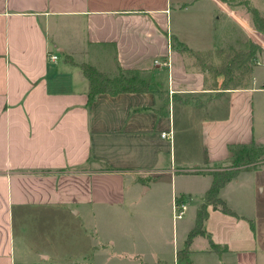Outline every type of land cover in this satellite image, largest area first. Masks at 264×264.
<instances>
[{
    "label": "crops",
    "instance_id": "0c3cea01",
    "mask_svg": "<svg viewBox=\"0 0 264 264\" xmlns=\"http://www.w3.org/2000/svg\"><path fill=\"white\" fill-rule=\"evenodd\" d=\"M242 3L264 13V0H0V264H261L264 162L221 189L233 213L210 205L186 246L210 171L231 145L264 146V33ZM253 43L236 88L196 55L220 67ZM83 63L151 89L90 103Z\"/></svg>",
    "mask_w": 264,
    "mask_h": 264
},
{
    "label": "trees",
    "instance_id": "16d2710c",
    "mask_svg": "<svg viewBox=\"0 0 264 264\" xmlns=\"http://www.w3.org/2000/svg\"><path fill=\"white\" fill-rule=\"evenodd\" d=\"M244 4L248 5V10L252 14L256 29L264 33V16L248 3ZM259 50L260 47L253 43L252 49L247 52L246 57L242 55L235 56L231 61H228L220 67H214L212 65L206 66L204 64H202V67L207 68L216 75L223 74L225 76L223 81L225 88H231L230 86L236 88L242 84V76L251 70L252 67L250 64ZM81 67L90 81V103H92L100 93L118 94L121 92H142L151 89L150 79L141 78L136 72H130L129 74L120 72L119 75L110 77L90 64L83 63ZM230 151V163L210 171L213 175V182L205 194V202L198 209L195 226L190 231L187 238V248L195 236L207 234L205 222L209 215L208 207L210 205L225 213H233L226 201L221 198V189L235 179L240 172L256 168L264 162V146L259 147L253 143L235 144L230 146ZM186 172H196V169L187 170ZM212 248L214 250H219V246L214 243L212 244ZM187 252V249L179 251V257L183 259L184 254Z\"/></svg>",
    "mask_w": 264,
    "mask_h": 264
},
{
    "label": "rangeland",
    "instance_id": "374dc122",
    "mask_svg": "<svg viewBox=\"0 0 264 264\" xmlns=\"http://www.w3.org/2000/svg\"><path fill=\"white\" fill-rule=\"evenodd\" d=\"M229 2V4H233L231 1H227ZM231 2V3H230ZM243 5H241V12H242V16L246 17V20L248 21V23L253 27V28H256L254 23H253V17H252V14L251 12L248 10V5L242 3ZM261 13V12H260ZM262 15H264V13H261ZM197 59H198V62L201 64H204L206 66H209V65H212L214 67H217L215 65V62H214V59L211 55H206V54H199L197 53ZM229 55H231L232 57L229 58L228 61L232 60L233 56H235V53L234 52H230ZM211 72V71H210ZM211 77H216V74L215 73H212L211 72ZM141 78H144L146 77V74L144 73H141ZM195 211V207L193 205H190L189 209L187 208L186 210V214H185V218H184V222L186 221H189V218H191V213H193ZM261 264H264V254L262 256V259H261Z\"/></svg>",
    "mask_w": 264,
    "mask_h": 264
},
{
    "label": "built area",
    "instance_id": "2783aa9c",
    "mask_svg": "<svg viewBox=\"0 0 264 264\" xmlns=\"http://www.w3.org/2000/svg\"><path fill=\"white\" fill-rule=\"evenodd\" d=\"M49 58L51 60H57L58 56L56 54H54V53H49ZM155 63L156 64H162V65H169L168 61L159 60V59H157L155 61ZM162 136L169 138V137H171V133L165 131V132L162 133ZM187 208H188L187 202L179 201L178 199H176L175 200V205H174V216L176 218H182L183 216H185Z\"/></svg>",
    "mask_w": 264,
    "mask_h": 264
}]
</instances>
